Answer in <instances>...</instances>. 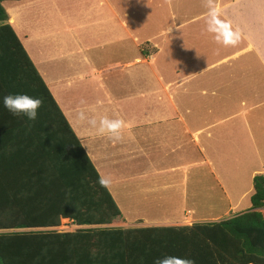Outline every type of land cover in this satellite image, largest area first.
<instances>
[{
	"label": "crops",
	"instance_id": "1",
	"mask_svg": "<svg viewBox=\"0 0 264 264\" xmlns=\"http://www.w3.org/2000/svg\"><path fill=\"white\" fill-rule=\"evenodd\" d=\"M101 1L124 28V20L114 10V0ZM145 1L153 2L136 0L138 4ZM159 1L172 7L169 18L173 22L163 30L168 36V62H142L154 60L159 53L161 45L154 41L150 51L135 58L140 62L69 63L72 75H63L56 82L69 85L74 78L81 85L87 82L83 88L87 86L88 91L91 85L100 90V96L87 108L84 104L72 107V126L36 68L99 175L110 177L111 186L119 184L116 197L107 188L122 216L124 211L122 220L111 226L181 225L222 219L211 214L193 217L192 209L184 206L183 210V205L178 210L180 219L171 211L155 217L131 212L141 209V201L158 206L167 201L170 204L171 199L174 205L182 204L187 168L205 164L210 184L219 189L216 200L223 201L221 210L227 214L235 210L244 193L251 194L252 176L264 171V0H179L189 3L180 7L177 20H173L177 0ZM8 22L13 23L9 15ZM160 32L147 35L143 42L163 36ZM80 110L98 120L105 116L122 119V140L112 143L107 136H98L86 120L78 119ZM116 145L124 158L118 160L123 163L121 167L114 168L109 166L112 158L108 150ZM162 147L169 148L161 151ZM177 150L183 163H161ZM138 151H144L141 159L144 162L148 158L150 164L134 162ZM117 170L121 172L117 174ZM191 174L194 180L202 179L200 173ZM201 183L190 182L195 191ZM157 185L172 188L171 194L176 193L181 200L170 198L171 194Z\"/></svg>",
	"mask_w": 264,
	"mask_h": 264
},
{
	"label": "trees",
	"instance_id": "2",
	"mask_svg": "<svg viewBox=\"0 0 264 264\" xmlns=\"http://www.w3.org/2000/svg\"><path fill=\"white\" fill-rule=\"evenodd\" d=\"M0 0V264H264V171L249 207L215 221L118 227L122 214ZM42 101L14 116L3 97ZM62 218L78 227L57 230Z\"/></svg>",
	"mask_w": 264,
	"mask_h": 264
},
{
	"label": "rangeland",
	"instance_id": "3",
	"mask_svg": "<svg viewBox=\"0 0 264 264\" xmlns=\"http://www.w3.org/2000/svg\"><path fill=\"white\" fill-rule=\"evenodd\" d=\"M151 1L153 2L145 1L143 4H138L136 0H122V2L114 0V10L118 12L120 19L124 20V28L119 25V20L111 14L108 5L104 1L99 2V0H5L1 4L6 13L12 17V27L30 59L47 81L54 98L61 104L62 109L66 110L69 123H73L72 107L82 104L85 107L89 106L87 104L91 100L100 96V90L91 85V89L88 91L87 86L85 89L83 88L87 82L81 85L80 82L74 81L76 80L74 78H70L69 85L56 82V80H61L63 75H72V69L68 67L69 63L73 65V62H140L135 58H140L142 54L145 55V52L150 51L154 41L161 45L159 53L155 55L154 60L152 58L142 62H168V36L164 35L163 30L173 22L169 18L172 7L171 4L163 3V1ZM157 2L160 5H156ZM182 2L179 0L175 2L174 8L177 9L175 12L177 15L173 20L179 18L180 7L189 3V1ZM71 21L74 23L71 24ZM69 25L73 27L71 28ZM156 32H160L163 36L143 42L144 37L147 35L153 37V33ZM95 119L98 120V117L95 116ZM167 148L169 147H162L161 151ZM118 149L116 145L108 150V154L112 158L109 166L114 168L121 167L120 165L123 164L118 162L119 159L123 160L124 158L121 157L124 155L123 152L121 153ZM102 152L106 156V151ZM143 153L144 151H138L139 156L134 161L140 160L137 163L139 166H146L145 162L150 164L148 158H145L144 162L141 159ZM179 154L178 150L176 153H169V158H165L161 163L167 165L183 163L184 159L179 158ZM122 169L124 170V168ZM207 171L208 167L205 164L200 167L190 166L187 168V183L182 185V192L184 193L186 190V197L183 200L176 193L171 194L172 188L168 189L164 185H157L158 188L165 190L164 193L171 194L170 198L176 197L179 201L181 200L182 204L174 205V201L171 199L170 204L167 201L158 206L143 205L144 203L141 201L139 204L141 209L132 211L131 214L137 213L139 216H143V213H147L149 217H155L171 211L178 214L180 219L181 213L179 214L178 210L183 205V207L189 206L192 209L191 216L193 217L196 214H211L218 218H224L249 207L250 194L244 193L235 210L224 214L222 212L224 210H221L223 201L216 200L219 189L213 183L210 184L211 180H209V174H206ZM120 172L117 170V174ZM193 172L200 173L202 179L194 180L191 174ZM193 180L197 183L202 182L201 188L198 186L199 188L196 190L198 193L195 191L196 186L190 184V182H194ZM210 185L213 186L210 187ZM117 188H119V184L109 187L115 197ZM122 207L124 209V206ZM260 210L264 213L263 209ZM76 227L78 226L72 224L68 219H62L55 229L73 230Z\"/></svg>",
	"mask_w": 264,
	"mask_h": 264
},
{
	"label": "clouds",
	"instance_id": "4",
	"mask_svg": "<svg viewBox=\"0 0 264 264\" xmlns=\"http://www.w3.org/2000/svg\"><path fill=\"white\" fill-rule=\"evenodd\" d=\"M3 105L14 116L23 115L29 121H34L37 118V110L41 107L42 101L26 93H17L4 96ZM77 115L79 120H86L95 129L98 136H107L112 143H118L122 140L121 130L125 127V122L122 119H109L105 116L97 120L87 117L83 110L78 111ZM97 183L102 188L107 189L111 186L112 180L108 176L100 175ZM163 264H172V259H165Z\"/></svg>",
	"mask_w": 264,
	"mask_h": 264
}]
</instances>
